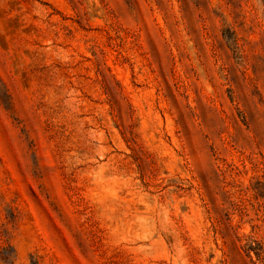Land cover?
I'll return each instance as SVG.
<instances>
[{
  "label": "rangeland",
  "instance_id": "374dc122",
  "mask_svg": "<svg viewBox=\"0 0 264 264\" xmlns=\"http://www.w3.org/2000/svg\"><path fill=\"white\" fill-rule=\"evenodd\" d=\"M0 264H264V0H0Z\"/></svg>",
  "mask_w": 264,
  "mask_h": 264
}]
</instances>
